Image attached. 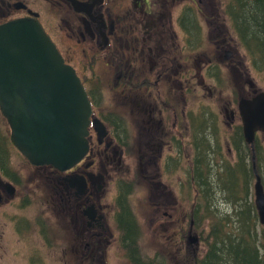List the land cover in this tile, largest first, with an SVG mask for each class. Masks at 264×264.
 <instances>
[{
	"label": "flooded vegetation",
	"instance_id": "1",
	"mask_svg": "<svg viewBox=\"0 0 264 264\" xmlns=\"http://www.w3.org/2000/svg\"><path fill=\"white\" fill-rule=\"evenodd\" d=\"M236 3L0 0V25L19 18L38 20L76 69L93 107L90 150L65 171L31 163L12 142L0 109L4 117H0V207L16 203L34 212L25 213L28 216L38 220L48 215L49 226L70 231L73 241L61 247L65 264H115V258L121 259L113 243L118 239L121 243L119 218L132 214L138 219L131 203L134 197H144L147 207L154 205L163 218L171 219L188 187L202 194L204 181L180 186L182 172L196 173L198 165L210 171L215 151L208 148L202 156L189 136L207 139L206 134L215 136L226 123L233 130V143L237 126H242L240 99L263 91L250 76L256 55L248 49L247 53L235 35L230 12ZM228 75L235 80L233 87ZM107 97L114 107L110 103L106 108ZM213 104L219 112L211 110ZM130 143L138 171L132 180H117L116 167L108 163L123 157V147ZM228 149L232 154L230 145ZM220 156H225L223 151ZM205 183L210 186L212 180ZM26 184L28 192L23 191ZM46 185L53 208L48 200L38 201V189ZM35 224L39 226L38 221ZM37 231L40 241L47 240V232ZM169 248L162 254L172 264ZM179 252L186 264L187 252Z\"/></svg>",
	"mask_w": 264,
	"mask_h": 264
},
{
	"label": "water",
	"instance_id": "2",
	"mask_svg": "<svg viewBox=\"0 0 264 264\" xmlns=\"http://www.w3.org/2000/svg\"><path fill=\"white\" fill-rule=\"evenodd\" d=\"M0 109L12 142L34 165L65 171L90 150L89 96L76 69L34 18L0 25ZM239 112L245 140L252 147L255 204L264 226V182L255 163L256 135L264 132V91L241 98ZM96 128L101 131L100 125ZM190 239L199 238L190 232Z\"/></svg>",
	"mask_w": 264,
	"mask_h": 264
},
{
	"label": "rangeland",
	"instance_id": "3",
	"mask_svg": "<svg viewBox=\"0 0 264 264\" xmlns=\"http://www.w3.org/2000/svg\"><path fill=\"white\" fill-rule=\"evenodd\" d=\"M240 48H242L241 45ZM240 52L242 54L243 49H241ZM259 61V65H256L251 60L253 66L252 69H250V76L255 82L257 88H259V90H264V58H261ZM98 67L100 69L101 65ZM226 80L232 81V87L234 86L235 80H232L229 75L226 76ZM111 102V98L107 97L105 100L107 109L110 108ZM112 103L111 107H114ZM211 110L217 113L220 109L217 104H213ZM0 117L4 119L3 115H0ZM209 120L211 121L212 119L207 118V121ZM219 120L224 122L225 117L220 115ZM216 132L217 133H215V136H213L211 133L206 134L208 138H203V140L202 137L198 138L191 135L189 136L190 142H197L199 145L198 148H201L199 149V153L202 154V156L207 154L208 148V152L215 151V154L213 155L214 166L211 167V170H213L211 173L212 185L209 186L210 192L208 194L204 191V195V192L201 190L202 194L199 193V195H197L196 192L193 193L192 186L191 188L188 187L186 189V197L182 200L181 205L177 207V210H173L174 215L171 219L163 218V215H161L159 210L156 209L154 205L147 207V199L144 197H134L131 201L133 209L139 212L138 219L142 225V239L141 245L139 247L140 250L144 254L149 255V257H153L155 251L157 250H161V252H163L165 247L168 245L170 246V251L177 256V260L180 259V254L178 253L179 249L185 250L187 252V256L190 259L188 260L190 262L193 259H201V257H203L206 253L208 248L207 240L211 234L212 226L208 223L207 218L209 217L208 215L210 212L207 210L205 203H209L210 210L212 208H218L216 213L219 215L226 213L227 209L229 208L228 204H225V194H227V190L223 192V183L217 176L218 171L222 170L220 167L222 166L223 160L222 156H220V152L223 151V154L225 155L223 158L229 160L230 163L235 161L237 153L235 146L230 142L233 130L226 123H223L221 129H217ZM258 140L262 149L261 160L263 161L264 133L258 134ZM128 141H130V139ZM228 145L232 147V154H229ZM133 146L134 144L130 143L129 145L123 147L125 151L124 156L122 157L119 155L118 160L108 163L116 167L117 172L115 173V177L117 180L123 179L129 181L133 179V176H136L135 173L138 171V169L135 167V154L133 151ZM255 163L257 168L256 159ZM203 169H205L204 166ZM205 170L209 169L206 168ZM260 171L261 172L258 170V173L263 178L264 163L262 164ZM182 176L183 178L179 183L180 186L187 181H190L191 185H195L194 182L197 181V174H195V171L191 172L188 169L182 172ZM33 180H35V178ZM36 181H39L38 178ZM254 184L255 180L250 190L251 199H254L255 201ZM28 188L30 189V185L26 184L23 187V191L28 192ZM38 190L41 193L38 201H49V199L52 197V193L48 185L44 186L42 189L39 188ZM140 196H144L143 193L140 194ZM195 196H197V200ZM49 202L50 206L52 205L53 208V201ZM5 211L8 213L5 214ZM25 213H31L30 216L34 214V212L26 210V207L18 206V204H13L12 202L10 203L9 207H0V264H65L63 261L61 247L67 244L69 245L73 241L72 233L70 231L58 230L49 226L52 224V222L48 215L45 217H40L37 220L36 218H32ZM36 221L39 222V226H36ZM168 221H170L169 224ZM165 226H168V229L165 228ZM215 227L216 225L214 228ZM38 228H42L43 231L47 232V240L42 238L40 241L38 237V231L34 232V230H37ZM259 229L255 231L257 237V241L255 242H257V244L261 247V253H264V245L261 244L264 237V231H262L263 229L261 223L259 224ZM190 232L192 235L199 238L198 242H191ZM251 237L253 236H249V239H251ZM45 244L48 245V247L45 246ZM114 248L120 251L121 257V259L115 258V264H131L125 251L121 247L119 239L113 243V249ZM239 254L240 252L237 255ZM232 255H234L233 252H231L230 256ZM230 256L228 259H230ZM183 260L184 259H180L178 263L176 262L172 264H182ZM30 261H32V263H30ZM231 263L234 264L232 259Z\"/></svg>",
	"mask_w": 264,
	"mask_h": 264
},
{
	"label": "trees",
	"instance_id": "4",
	"mask_svg": "<svg viewBox=\"0 0 264 264\" xmlns=\"http://www.w3.org/2000/svg\"><path fill=\"white\" fill-rule=\"evenodd\" d=\"M236 1L235 9L230 12L236 38L242 42L246 50L250 51L251 55H256L255 60L252 61L259 65V60L264 58V0ZM205 53L206 50L202 47V54ZM235 132L237 137L233 139V144L237 150L236 159L230 163L226 158H222L223 162L220 167L222 170L217 174L223 183V192L227 190L225 204H228L229 208L226 213L219 215L216 213L218 208L210 210L209 203H205L210 212L207 218L208 223L212 226L207 240L208 248L200 260L193 259L190 262L187 256L186 264H232L231 259L234 264H264V253H261V247L255 242L257 241L255 231L259 229L260 221L255 201L251 199L250 190L256 179L252 147L245 141L243 126H237ZM255 151L257 170L261 172L264 160H261L262 149L259 141L255 143ZM211 173L212 170L207 171L200 165L197 166L195 173L197 181H204L201 189L207 194L210 189L205 181L211 180ZM119 225L122 249L132 264H167L163 254L161 255V250L155 251L153 257H149L140 250L142 225L139 219L130 214L128 217L119 218ZM262 229L264 231L263 225ZM249 236L253 237L249 239ZM261 244L264 245V237ZM231 252L234 255L230 256ZM239 252L240 254L237 255ZM171 254L173 256L171 263H178L180 259H183L181 254L179 260L176 259L177 256L174 253L171 252ZM229 256L230 259H228Z\"/></svg>",
	"mask_w": 264,
	"mask_h": 264
},
{
	"label": "bare ground",
	"instance_id": "5",
	"mask_svg": "<svg viewBox=\"0 0 264 264\" xmlns=\"http://www.w3.org/2000/svg\"><path fill=\"white\" fill-rule=\"evenodd\" d=\"M243 133H244V130H243ZM246 141V140H245Z\"/></svg>",
	"mask_w": 264,
	"mask_h": 264
}]
</instances>
